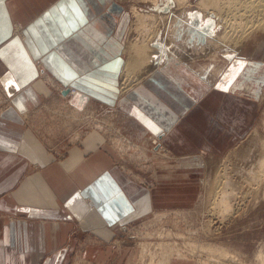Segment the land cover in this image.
<instances>
[{"label":"crops","instance_id":"crops-1","mask_svg":"<svg viewBox=\"0 0 264 264\" xmlns=\"http://www.w3.org/2000/svg\"><path fill=\"white\" fill-rule=\"evenodd\" d=\"M127 15L119 0H0V83L8 101L0 110V264H64L75 228L96 240L85 254L109 262L116 226L153 208L152 194L112 166L98 134L59 158L24 124L22 112L59 95L51 85L76 88L69 101L61 89L67 108L73 99L111 110L139 137L167 140L177 153L210 144L214 151L245 125L238 108L251 109L264 61L238 56L205 73L167 54L112 98L126 58Z\"/></svg>","mask_w":264,"mask_h":264},{"label":"rangeland","instance_id":"rangeland-1","mask_svg":"<svg viewBox=\"0 0 264 264\" xmlns=\"http://www.w3.org/2000/svg\"><path fill=\"white\" fill-rule=\"evenodd\" d=\"M119 2L123 4L128 13L124 40H127V42L138 36L139 33L132 14L133 4H136L141 10L146 12L152 10L156 13H162L175 9L174 0H158L153 5L140 0H119ZM194 2L195 0L192 3ZM188 9H190L189 6L185 9L184 14L186 15H184L182 20L174 19L175 23L177 22L174 27L177 28V25H179L180 31L178 28L174 30L176 28L173 27L170 30L168 29V35L167 32H163L164 24L160 26L161 31L159 30L151 40L152 44L157 48L159 47L158 51L155 48L157 56L160 54V57H163L168 54L165 41L168 36L172 35L170 36L172 40L174 39L177 43H184V47L187 49H184L183 55L190 57L188 60L191 61L192 66L199 70L201 69V72L206 71L205 73H207L214 66L224 64L231 58L238 56V58H244V60L264 61L263 24L251 29L247 33L245 40L239 43L241 47L239 46L237 49H232L225 44L214 46L210 38L213 39L214 35L220 32L222 29V26L219 25L220 23L215 21L216 19L212 13L203 17L201 11L195 7L190 10ZM194 15L198 22L195 21ZM182 21L187 26L183 25ZM210 24L212 25L210 26ZM204 25H207V27ZM200 27L203 30L199 29ZM195 29L197 32H195ZM205 30L208 32H205ZM173 31L176 32L178 39L175 35L173 36ZM185 33L188 35L186 36ZM200 33L203 34V37ZM178 34H180V37ZM192 34H196V37ZM184 36L190 38L188 40L186 38L189 43L186 40L184 41ZM195 38L196 41L198 40L197 42L194 40ZM201 42L204 43L201 44ZM195 43H198V45ZM186 44L188 47L185 46ZM200 45L203 46L201 47ZM170 46L178 51L177 45L171 44ZM193 47H195L194 50ZM179 50L181 51V47ZM200 51L207 54L203 56V53ZM195 53L197 54L196 56ZM171 54L174 55L173 53ZM198 55L199 57H197ZM251 65L248 66L250 67ZM125 72L118 73L115 80L116 91L112 98L116 95V92L119 94L118 86L121 89V81L122 77L125 76ZM120 74L122 75L120 76ZM1 85L0 83V110L8 104L5 97L7 94ZM51 86L59 95L57 96L56 94L54 100L52 99L53 96L46 97L34 111H27L26 114L22 112L24 124L40 138L48 149L55 152L59 158H63L73 146L81 145L85 136L93 132L98 134L104 139L103 147L111 160L112 166L126 172L130 178L135 180L153 196L152 209L149 210L150 207L148 206L138 215L116 226L115 230L117 234L109 241L113 246V257H110L109 262L106 260L107 258L100 260L98 255L97 258H89L85 254V248L88 245L94 244L96 240L90 234L77 233L75 228L72 238H77V240L72 241L71 254L64 264H149V262L155 263L159 258L167 255L170 256V264H264L255 256L258 249L264 250V197H262L261 189L256 193L253 189V183L251 185L248 182H244L246 176H251L250 173L254 167H256L255 169L260 168L256 165L257 162H254L256 156L260 154L258 150L259 137L257 135L253 136L252 133L253 129H255V132L264 138V77L256 85L257 91L255 93L257 94L252 96L253 100L251 101L253 103L251 109L247 112L242 107L238 108V114L244 121H242V125L245 124L240 129L238 136L234 138L229 137V140L220 145V147L214 146V151H210V146H213V144H210V146H205V148L197 147L194 151L184 150L182 153L173 152L169 149L166 143L167 140H164L166 142H162L159 145L158 149L162 148V151L158 149L156 151L153 148L155 145L152 140L150 142L151 135L139 137L136 131H132L127 123L118 116H115L111 110L104 111L93 108H90L88 111L86 109L83 110L87 104L85 102L76 104L72 99L71 105L74 107L78 106L79 110H83L74 115L66 107L67 104L64 101L59 102L58 100L61 97V89L64 87L59 88L55 84ZM132 87L133 85L130 88ZM247 87L248 85L245 88ZM130 88L123 90V92H126ZM86 90L96 94L99 93L95 89L91 91L89 89ZM240 99L237 102L233 100L235 107L236 105L243 106L244 99ZM223 128H221V131H223ZM253 138L254 140H252ZM253 148L256 149L254 150ZM142 150H144V153ZM249 153L253 154L249 155ZM240 157L243 159H240ZM224 164L225 166L227 164V170L235 180L234 183L237 185V190L234 188V194L232 193V199H235L234 201L232 200L235 206V213L220 220V216L217 213L213 215L211 212L209 207L211 195L205 190L204 184L210 180L213 171L225 167ZM236 171H239V173ZM164 194L167 196H164ZM208 220L210 224L207 222ZM161 241L165 242L164 245L167 246L166 250L160 248L159 242ZM143 242L148 243V246L151 248L148 250H151V252L155 250L159 254L153 256V253L147 250L151 255L148 252L145 254V251V255L140 256L142 255L140 254L142 250L140 243ZM190 242H194L195 244H217L222 250L225 249L230 252V255H234V258L231 256L224 258L220 252L210 254L202 250L190 252ZM171 246L174 249L172 251H170ZM150 256L154 260H150Z\"/></svg>","mask_w":264,"mask_h":264},{"label":"bare ground","instance_id":"bare-ground-1","mask_svg":"<svg viewBox=\"0 0 264 264\" xmlns=\"http://www.w3.org/2000/svg\"><path fill=\"white\" fill-rule=\"evenodd\" d=\"M140 1H142V2H148L151 5H153L156 2H158V0H140ZM174 2H175V9L168 10V11H165V12H162V13H156V12H154L152 10L146 12V11L141 10L136 4H133L132 5V14L134 16L135 23L137 24V27L136 28L139 29V33H138V36L132 38L129 42H127V40H126L125 41V44H124V52H125L126 58H125V62H124V65H123L124 67H123L122 71H126V72H125V76L122 77V81H121L122 82L121 91L130 88L132 85L134 86L135 84H138L155 67V64H157L159 58H161V57H160V54H158V56L156 54V50L158 51V48L159 47L157 48L154 44H152L151 43V40L158 33V31L160 30V26H162L163 24H164V30H163V32H167V34H168L169 33L168 31L170 30V28L172 29L174 27V25L177 24V22L175 23V20L174 19L177 18V19H181L182 20L184 18V15H186V14H184V12H185V9L188 6H189L190 9H192V8L195 7L197 10H200L203 17L205 15L209 14V13L210 14L212 13L214 15L215 19H216L215 21L216 22H219L220 23L219 25L222 26V29L220 30V32H218L216 35H214V38L213 39L210 38V40H212L211 42H212V44L214 46H221L222 44H225V45H227L228 47H230L232 49H237L240 46L239 43H241L242 40H245L247 33H249V31L251 29H253V28H255V27L259 26V25H262V24L264 25V0H195L194 3H192L193 0H174ZM190 9H188V10H190ZM185 17H187V16H185ZM194 17L196 19V16L195 15H194ZM188 19H190V18H188ZM184 21H186V20L184 19ZM195 21H197V19ZM181 23L183 24V21ZM185 24L186 23H184L183 25H185ZM211 25L212 24H210V26ZM178 26L179 25H177V28H178ZM185 26H187V25H185ZM204 26L207 27V25H204ZM174 28H176V27H174ZM177 28L174 29V30H177ZM180 28H181V26H180ZM199 29H202V28L200 27ZM179 31H180V29H179ZM186 31H187V29H186ZM190 31H191V29H190ZM195 32H197L196 29H195ZM205 32H208V31L205 30ZM185 34H182V35H185ZM174 35L177 38L176 32H174L173 36ZM179 35L180 34H178V36ZM187 35L188 34H186V36ZM192 35H194V34H192ZM200 35L202 36L203 34L200 33ZM170 36H172V35H170ZM170 36H168L166 38V41H165L166 42V49L168 51V54L173 53L174 55H178L179 57H181L183 59H188V58L190 59V57H186V56L183 55V52H185L184 49H187L186 47H184V43L183 44L181 42H180L181 44L180 43H177L176 41H174V39L172 40ZM205 36H206V34H205ZM186 38L187 37H185V36L183 37L184 41L186 40ZM188 38H187V40H188ZM182 40H179V41H182ZM194 40L196 41V38ZM203 43L201 42V44H203ZM206 43H209V42H206ZM171 44L177 45V49H178L179 52L176 51L175 48H171V46H170ZM179 44H180V46H179ZM195 44L198 45V43H195ZM158 46H159V44H158ZM185 46H187V44ZM180 47H181V51L179 50ZM155 48H156V50H155ZM204 48H201V49H204ZM194 49H195V47H193V50ZM187 52H188V50H187ZM218 52H219V50H218ZM180 53H182V54H180ZM196 53H195V56L197 54L202 55L200 53H197V54ZM201 53H203V52H201ZM204 54L205 53H203V56H204ZM199 55L197 57H199ZM194 60L196 61V59H194ZM219 68H220V65L214 66L211 71L212 72H215ZM42 69H43V67H42ZM200 71H201V69H200ZM43 73L44 72H42V74ZM214 75H215V73H214ZM43 77L45 79H49V76L46 75V74H44ZM76 91L77 90H76V88L74 86H68V90H67V92L63 93V96L66 97V98H68L67 95H69V96L73 95L74 96L75 93H76ZM90 108H92V107H90L87 104L83 108V110L86 109L88 111ZM69 109L72 111V113L74 115H77L79 112H82L83 111V110H79L78 106H75L74 107L73 105H71V108H69ZM253 130H254L253 133H252L253 136L257 135L259 137L258 138V150L260 151V154L258 153L259 156H256V160H254V159L253 160H254V162L255 161L257 162L256 165H258V167H260V168L259 169H255L256 167H254V169L252 170L251 173L248 171L251 176H246L244 178V182H248L250 184L253 183V185H254V188H253L254 189V192L257 193V191L259 189H261L262 190V197H264V138L261 137V136H259L255 132L256 131L255 129H253ZM151 140H152L153 144L155 145L153 148H155L156 151H157V149L159 148V145L162 142L155 135H151L150 136V142H151ZM252 140H254V138ZM254 142H256V141H254ZM160 147H162V146H160ZM250 148H252V147H250ZM166 149L168 151V148L167 147H166ZM158 150H161L162 151V148L161 149H158ZM235 151H237V150H235ZM166 154H167V152H166ZM250 154L251 153H249V155ZM240 159H243V158L240 157ZM241 162H242V160H241ZM192 165H193V163H192ZM252 165H253V163H252ZM224 166H225V164H224ZM226 166H227V164H226ZM226 166L223 167V168L215 169L213 171V173H212V176H211L210 180H208L207 183L204 184V187L206 188L205 190H207L208 194L211 195V200H210V203H209V207L211 209V212L213 213V215H214V213H217L218 216H220V220L221 219L223 220L226 217H228L229 215H233L235 213V206H234V203L232 202V200H233L232 199V193L234 194L233 191H234V188H236L237 185L234 183L235 180L231 177L229 171L227 170L228 168ZM241 170H242V168H241ZM236 172L239 173V171H236ZM237 175H239V174H237ZM244 176H245V173H244ZM243 187H245V186H243ZM249 187H250V185H249ZM236 190H237V188H236ZM239 193H241V192H239ZM159 216H160V214H159ZM211 221H212V219H211ZM207 222L210 224V221L209 220ZM206 226L208 227V224L207 223H206ZM140 244L142 246V250H141V253H140L142 255H140V256H143V255L147 254L148 251L150 253H153V256L155 254H159V252H155V250L153 252H151V250H148V249H151L148 246V243L143 242V243H140ZM159 244H160V248L162 250H166L167 246L164 245L165 242L161 241V242H159ZM189 245H190V247H189V251L190 252H195V251H198V250L205 251V252H207L209 254L210 253L220 252L223 255L224 258H226L228 256H231V257L234 258V255L233 256L230 255V252H228L225 249L222 250L220 246H218L217 244H214V243H207V244L197 243V244H195L194 242H190ZM172 248H173V246L170 247V251L174 250ZM145 251H146V253L144 254ZM178 254H180V253H178ZM255 256H256V258H258L261 261V263H264V250L258 249V251L255 253ZM149 259L150 260H154L151 256H150ZM149 264H170V256H168V255L167 256H164L162 258H159L155 263L154 262H149Z\"/></svg>","mask_w":264,"mask_h":264},{"label":"water","instance_id":"water-1","mask_svg":"<svg viewBox=\"0 0 264 264\" xmlns=\"http://www.w3.org/2000/svg\"><path fill=\"white\" fill-rule=\"evenodd\" d=\"M67 90H68V86L65 87V88L62 90V92L65 93V92H67Z\"/></svg>","mask_w":264,"mask_h":264}]
</instances>
